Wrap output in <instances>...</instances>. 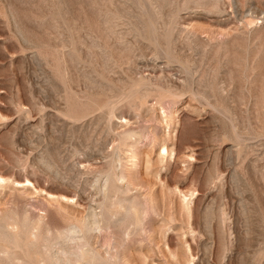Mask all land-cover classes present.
<instances>
[{"label":"rangeland","instance_id":"374dc122","mask_svg":"<svg viewBox=\"0 0 264 264\" xmlns=\"http://www.w3.org/2000/svg\"><path fill=\"white\" fill-rule=\"evenodd\" d=\"M0 177V264H264V0H0Z\"/></svg>","mask_w":264,"mask_h":264},{"label":"bare ground","instance_id":"6f19581e","mask_svg":"<svg viewBox=\"0 0 264 264\" xmlns=\"http://www.w3.org/2000/svg\"><path fill=\"white\" fill-rule=\"evenodd\" d=\"M164 151V153H166V151L165 150H163ZM120 178V177H119ZM120 180V179H119ZM0 181H2V182H0V184H3L6 180L5 179H3V178H1L0 177ZM19 184V183H18ZM25 184V183H24ZM20 186H25V185H23L22 183H21V185ZM6 187V186H5ZM19 187V186H18ZM136 204V203H135ZM38 206V205H37ZM36 208V207H35ZM46 210V209H45ZM120 210H122V209H120ZM144 210V209H143ZM129 212H131L133 215H134V225H138V223H139V214H138V212H137V210H135V209H133V208H131L130 207V209L128 210ZM45 212V211H44ZM140 212V211H139ZM94 212H92L91 214L89 213V218H88V220H87V222H85L84 224H80V226L77 228V230L75 231V229H74V231H72V230H68V229H66L65 231H63V232H61L57 237L59 238V239H62V240H65V239H68V238H72V236L74 235V237H75V234L77 235L78 233H80V234H82L81 236H82V238L83 239H85L86 238V236L89 234V232H91L92 230H96L97 229V231H98V229L100 228L99 227V222L100 221H98V219H96V215L95 214H93ZM105 215H106V213H105ZM107 216H109V215H107ZM143 216V215H142ZM23 217V216H22ZM6 217H4V219H5ZM16 218V217H15ZM85 218V217H84ZM113 219V217L111 216V213H110V216L108 217V219H107V222H111V220L110 219ZM116 218V217H115ZM126 218V217H125ZM36 219H38V218H36ZM69 219V218H68ZM124 219V218H123ZM10 220V219H9ZM15 220V219H14ZM23 220H25V219H23ZM114 220H116V219H114ZM126 220V219H125ZM13 221V220H12ZM43 221V220H42ZM104 221V220H103ZM16 222V221H15ZM26 222V221H25ZM28 222V221H27ZM72 222H73V220H72ZM77 222V221H76ZM124 223V222H123ZM45 224V223H44ZM107 224V223H106ZM130 224V223H129ZM140 224V223H139ZM33 225V224H32ZM34 225L36 226V227H34V228H36V229H39V227H40V224L38 223V221L36 222V223H34ZM33 225V226H34ZM70 225V224H69ZM108 225V224H107ZM22 226V225H21ZM131 226V225H130ZM16 227V226H15ZM14 227V228H15ZM69 227V226H68ZM110 227V226H109ZM121 227V226H120ZM31 228H32V226H31ZM70 228V227H69ZM126 228V227H125ZM48 229V228H47ZM63 229V228H62ZM101 229V228H100ZM45 230V229H44ZM58 230V229H57ZM128 230V229H127ZM50 231V230H49ZM125 231V230H124ZM129 231V230H128ZM10 232V231H9ZM126 233V232H125ZM14 234H16V233H14ZM33 235V234H32ZM53 235V234H52ZM127 235H129V234H127ZM54 236V235H53ZM78 236V235H77ZM89 236V235H88ZM80 237V236H79ZM120 237V236H119ZM81 238V239H82ZM28 239V238H27ZM43 239V238H42ZM75 239V238H74ZM77 239H78V237H77ZM80 239V238H79ZM88 239V238H87ZM75 241H76V239H75ZM80 241V240H79ZM66 242V241H65ZM56 243V242H55ZM62 243V242H61ZM61 243H59V244H61ZM45 244V243H44ZM33 245V244H32ZM46 245V244H45ZM45 245H44V247H45ZM64 245H66V244H64ZM31 246V245H30ZM37 246V245H36ZM58 246V245H57ZM60 246V245H59ZM54 247H55V245H54ZM31 248H32V246H31ZM38 248H40V247H38ZM42 248V247H41ZM60 249V248H59ZM63 249V248H62ZM61 249V250H62ZM82 250H83V252L84 253H86L85 255H83L82 256ZM64 251V250H63ZM66 251V250H65ZM34 253V252H33ZM46 253H48V252H46ZM45 253V254H46ZM56 253V252H55ZM67 253V252H66ZM51 254V253H50ZM53 257V256H52ZM111 258V257H110ZM42 261V260H41ZM75 264H102L99 260H98V258L95 256V254L93 253V250H90L89 248H87V247H83V248H81L80 250H79V257H78V260L75 262Z\"/></svg>","mask_w":264,"mask_h":264},{"label":"clouds","instance_id":"9594fccd","mask_svg":"<svg viewBox=\"0 0 264 264\" xmlns=\"http://www.w3.org/2000/svg\"><path fill=\"white\" fill-rule=\"evenodd\" d=\"M85 254H86V253H84L83 250H82V256L85 255Z\"/></svg>","mask_w":264,"mask_h":264},{"label":"snow or ice","instance_id":"6c2138e0","mask_svg":"<svg viewBox=\"0 0 264 264\" xmlns=\"http://www.w3.org/2000/svg\"><path fill=\"white\" fill-rule=\"evenodd\" d=\"M0 182H2V181H0Z\"/></svg>","mask_w":264,"mask_h":264}]
</instances>
